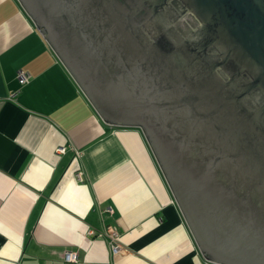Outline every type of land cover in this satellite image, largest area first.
<instances>
[{
	"label": "water",
	"instance_id": "water-1",
	"mask_svg": "<svg viewBox=\"0 0 264 264\" xmlns=\"http://www.w3.org/2000/svg\"><path fill=\"white\" fill-rule=\"evenodd\" d=\"M111 125L141 129L197 246L264 264V0H18Z\"/></svg>",
	"mask_w": 264,
	"mask_h": 264
},
{
	"label": "crops",
	"instance_id": "crops-1",
	"mask_svg": "<svg viewBox=\"0 0 264 264\" xmlns=\"http://www.w3.org/2000/svg\"><path fill=\"white\" fill-rule=\"evenodd\" d=\"M108 225L121 253L89 233ZM68 249L78 264H216L141 129L107 123L20 2L0 0V264H57Z\"/></svg>",
	"mask_w": 264,
	"mask_h": 264
},
{
	"label": "built area",
	"instance_id": "built-area-1",
	"mask_svg": "<svg viewBox=\"0 0 264 264\" xmlns=\"http://www.w3.org/2000/svg\"><path fill=\"white\" fill-rule=\"evenodd\" d=\"M18 80L21 83H25L29 80V73L20 71L17 75ZM58 151L62 152L64 151V147H60ZM76 176L81 180L82 174L80 172H77ZM89 233L96 234L100 236H105L109 240V245L111 252L114 254L121 253L124 249L120 242V234L116 227L108 225L102 228L99 231H94L93 229L89 230ZM79 263V257L76 250L68 249L65 250L62 256L61 262L57 264H78Z\"/></svg>",
	"mask_w": 264,
	"mask_h": 264
}]
</instances>
